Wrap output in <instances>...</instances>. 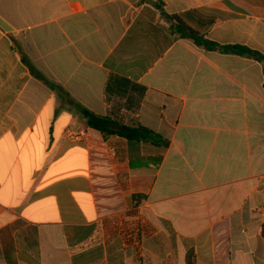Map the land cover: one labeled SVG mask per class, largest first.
I'll use <instances>...</instances> for the list:
<instances>
[{
    "label": "crops",
    "instance_id": "1",
    "mask_svg": "<svg viewBox=\"0 0 264 264\" xmlns=\"http://www.w3.org/2000/svg\"><path fill=\"white\" fill-rule=\"evenodd\" d=\"M153 3L264 54V0H0V264H264V63Z\"/></svg>",
    "mask_w": 264,
    "mask_h": 264
},
{
    "label": "trees",
    "instance_id": "2",
    "mask_svg": "<svg viewBox=\"0 0 264 264\" xmlns=\"http://www.w3.org/2000/svg\"><path fill=\"white\" fill-rule=\"evenodd\" d=\"M145 2L146 0H141ZM154 6L160 11L161 16L164 20L168 21L171 25V31L176 36L189 39L198 47H201L208 51H218L224 54H233L241 57L249 58L259 63H264V54L261 52L251 49L245 45L233 44V45H220L214 41L204 38L202 35L193 31L189 27L185 26L183 23H180L176 17L168 15L162 8L159 3H153ZM34 77L44 83L46 86L52 90L62 92L66 95L67 106L73 108L77 113H79L86 121V125L95 131H98L103 137H108L111 135H116L121 138H124L127 141L135 142H149L153 145L159 147H167L168 141L156 132L144 127L136 126L129 127L122 125L116 121H113L109 117L99 116L90 110L84 108L81 104L72 100L64 90L46 78L44 75L36 71ZM260 235L264 237V224L260 226Z\"/></svg>",
    "mask_w": 264,
    "mask_h": 264
},
{
    "label": "rangeland",
    "instance_id": "3",
    "mask_svg": "<svg viewBox=\"0 0 264 264\" xmlns=\"http://www.w3.org/2000/svg\"><path fill=\"white\" fill-rule=\"evenodd\" d=\"M241 229H245V226H241V228H238L239 232L241 231Z\"/></svg>",
    "mask_w": 264,
    "mask_h": 264
}]
</instances>
